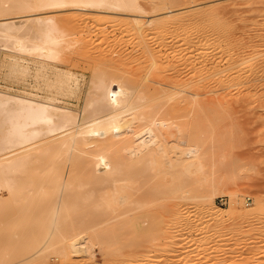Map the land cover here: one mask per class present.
Instances as JSON below:
<instances>
[{
	"label": "bare ground",
	"instance_id": "1",
	"mask_svg": "<svg viewBox=\"0 0 264 264\" xmlns=\"http://www.w3.org/2000/svg\"><path fill=\"white\" fill-rule=\"evenodd\" d=\"M178 2L0 0V41L20 54L11 72L20 73L25 82L32 76V88L39 86L45 93L40 96L38 89L22 93L0 89V187L16 198L26 188L22 185L30 181L28 178L43 169L49 175L41 186L56 190L51 206L42 210L50 214H46L48 220L43 218L47 224L42 240L36 245L33 242L32 256L39 257L58 245L55 241L72 202L69 188L77 178L82 184L99 181L100 198L110 190L116 192V204L124 208L119 216L127 219L146 216L140 204L163 198L169 206L162 215L176 221L177 248L182 254L185 250L175 264H192L193 252L200 260L214 261L217 250L232 248L237 245L234 237L246 234L242 224L250 225L264 217V191L256 193L250 204L235 188L239 180L249 177L246 164L232 165L236 170L230 166L231 174L226 173L230 167L222 159L228 153L225 139L232 132L219 127L220 122L233 120L225 111L232 107L224 99L232 96L233 88H247L251 82L248 88L256 87L264 67L254 65L255 49L249 55H240L228 46L229 41L224 42L226 34L220 24L223 10L215 9L214 15L203 9L174 12ZM57 9H94L131 17L105 18L112 22V31L122 35L115 47L124 44L113 48L114 55L112 49L111 54L100 50L86 59L92 72L84 85L75 70H61L65 64L60 59L65 48L92 41L84 36L65 44V30L86 24L89 18L80 11L62 18L53 14ZM196 14L211 25L193 33ZM90 19L100 21V16ZM97 27L100 33V24ZM102 32L105 37L109 35ZM105 44L103 38L97 46ZM122 54L128 60L126 64L119 60ZM223 57L227 61L225 69L220 65ZM210 92L219 95L200 100ZM229 184L234 187L232 205L240 203L243 214L258 212L260 217L251 215L241 222L234 214L228 220L219 218L216 195ZM4 201L0 197V205ZM107 202L111 205L114 199ZM104 212H100V220L110 215ZM191 215L197 216L196 222L190 220ZM225 221L230 222L223 228ZM262 226L258 233H264ZM6 239L2 236L0 242ZM7 241L13 247L18 243L13 238ZM251 248L250 252L256 251ZM110 252H114L113 244ZM260 255L259 264H264Z\"/></svg>",
	"mask_w": 264,
	"mask_h": 264
},
{
	"label": "rangeland",
	"instance_id": "2",
	"mask_svg": "<svg viewBox=\"0 0 264 264\" xmlns=\"http://www.w3.org/2000/svg\"><path fill=\"white\" fill-rule=\"evenodd\" d=\"M173 9L174 12L185 11L184 9L197 12L196 10L203 9L209 15H214L215 13H212L216 12L217 9L223 10L220 24L222 31L226 34V41L224 40V42L229 41V44L227 43L228 46L234 50L236 49L240 55H249L255 49V52L252 53L254 55V65L258 67L259 64H262V67H264V0H180ZM79 11L89 19L86 24H77V26L65 30V40H67L65 44L67 45L74 38L83 39L84 36H88L92 41L90 43L88 41L86 43L79 41L73 46L65 48L60 61L65 64L61 70H75L76 75L81 79H79L80 82L84 85L92 72L86 59L92 55H97L100 50L108 51L107 54H111L113 48H121L124 44L121 42L122 45H116L115 47L114 43L120 40L122 35L119 32L114 33L111 29L114 28L111 26L112 22L105 20V18L117 16L121 19H129L131 17L125 13L111 14L103 10L94 9L83 11L57 9L53 14L63 18ZM43 13L45 14L46 12ZM169 14H172V12ZM94 15L100 16V21L98 19H90V17H96ZM195 16L197 17L196 23L191 26L193 33L200 31L202 26L208 28L211 25L200 19L199 14ZM99 24L100 33L97 27ZM103 30L108 32L109 35L107 34L108 36L105 37ZM127 36H125V40ZM103 38H106V44L98 48L97 45L100 42L102 43ZM3 43L0 41V89L8 90L12 93L31 92L32 89L36 91L38 89V92L41 91L39 92L40 96L45 95L43 88H39V86L37 89L32 88L33 84H35L32 76L25 82L20 73L11 72L12 63L20 59V54L15 48L6 47ZM115 50H113V55ZM122 57L123 54L119 60L126 64L128 60H126V57ZM220 62L221 68L225 69L227 65L226 58L222 59V61L220 60ZM31 66L34 67V63ZM263 73L264 71L261 72L262 75L260 77L264 75ZM260 77L256 79L259 80L256 81V87L253 86V89L248 88L253 83L251 82L247 88L246 86L233 88L235 92L233 90L231 97V94L227 95L229 98L224 100L227 102L226 105L229 103V107L231 105L232 108L229 110L225 108V111L232 114L233 120H224L219 125L220 130L224 129L233 133L232 137V133H229V136L227 135L225 139L228 140L225 145L228 153L224 155L226 157L222 161L225 160L227 168L232 167V165L238 167L243 162L246 164L245 168L249 169L245 170L247 173L249 171L248 176L251 178L246 177L242 181L239 180L235 188L237 187L239 196L244 199L246 197V202L250 204L254 202L256 193L264 191V76ZM243 88L246 89L244 90ZM218 95L219 93L210 92L201 95L200 100H207ZM247 96L252 97V100L250 97V100H247ZM230 100L234 105L231 104ZM74 105H76V102ZM236 132L238 133L237 135ZM207 140L210 143L211 136ZM209 143H207L208 146H210ZM208 150L211 151L210 147ZM238 160H240L239 163ZM228 161L231 162L229 163ZM253 162L254 164H252ZM231 167L227 169V172L225 171L227 174H231L234 169V167H232L233 169ZM48 175L45 174L43 169L38 171V173L34 172L28 178V181L29 179L30 181L26 185H22V187L26 186V188L22 189L16 198L11 197L6 188L0 187V197L5 200L0 205V210H4V213L0 211V234H2L1 237L7 238L6 241H3L5 244L0 242V264H175L176 259L178 261V258L181 257V249L177 248L179 240L177 223L172 217L168 218L162 215L163 210L165 212L167 206H169L167 203L166 205L164 204L163 198L140 204L139 207L147 213L146 216L127 219L119 216V213L124 208L119 207L120 204H116V192H111L110 190L108 194L100 198L99 181L93 180L92 184L90 182L82 184L78 178L77 182L75 181V184L73 183L72 187L69 188L72 202L68 207V216L64 219L61 232L55 241V246L56 244L58 245L53 250L51 249L39 257L32 256L33 246L37 244V241L42 240L43 227L44 224H47L45 221L48 220V215L46 214H50L49 211L42 212V210L51 206L49 205L50 199L53 201V197L56 194V190L53 187L41 186V182L45 181ZM47 179H50V176ZM230 187L231 184L225 186L216 195V203L220 210L219 218L228 220L234 214L237 221L241 222L251 215L260 217L258 212L252 214L251 211H248L243 214L240 203L235 206L232 205L231 191L234 187ZM261 194L264 195V193ZM111 199H114L113 204H106ZM132 207H134V204H132ZM47 208L44 210H47ZM103 211L110 215H108V218L100 220V212ZM85 215L91 218L99 216V218L87 219ZM44 217H46L45 221ZM191 217L193 219L191 218L190 220L196 222L197 216L191 215ZM229 222L225 221L223 228ZM263 224L264 217L260 218V221L251 222L250 225L249 223L247 225L246 222L242 224L247 236L242 232L241 234L246 237L240 233L239 235L237 234L233 239L237 243L235 245L236 248L235 246L232 248L227 246L224 250H217L216 258H213L214 261H211L212 258H207L208 260L202 258L200 260L196 257L197 254L193 252L191 255L194 257L192 259L194 264H199L200 261V264H226L227 260L229 261L227 262L228 264H259L262 261L260 254L264 256V233H258L257 229L263 228ZM12 238L16 243L18 241L19 244L14 245L17 248L11 246L12 244L8 245L7 240L10 239L11 241ZM112 244L114 246L113 253L110 252ZM250 248L256 249V251L254 250L255 252L252 250L254 254L250 252ZM86 250H88L87 253ZM183 251L185 252V250ZM257 251H260V253ZM184 252L182 255H184ZM248 253L251 254L248 255ZM237 259L239 260L238 262ZM193 262L191 263L193 264Z\"/></svg>",
	"mask_w": 264,
	"mask_h": 264
}]
</instances>
